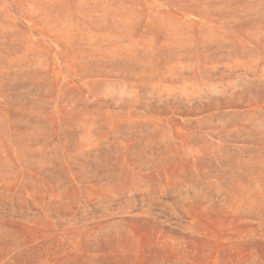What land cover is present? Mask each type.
<instances>
[{"label": "rangeland", "instance_id": "1", "mask_svg": "<svg viewBox=\"0 0 264 264\" xmlns=\"http://www.w3.org/2000/svg\"><path fill=\"white\" fill-rule=\"evenodd\" d=\"M0 264H264V0H0Z\"/></svg>", "mask_w": 264, "mask_h": 264}]
</instances>
